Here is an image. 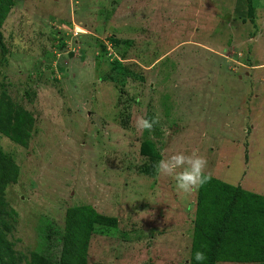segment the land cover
<instances>
[{
	"label": "rangeland",
	"instance_id": "374dc122",
	"mask_svg": "<svg viewBox=\"0 0 264 264\" xmlns=\"http://www.w3.org/2000/svg\"><path fill=\"white\" fill-rule=\"evenodd\" d=\"M0 31V94L33 119L25 147L0 133L19 264L80 205L117 220L88 264H189L197 190L154 167L175 152L264 196V0H14Z\"/></svg>",
	"mask_w": 264,
	"mask_h": 264
},
{
	"label": "trees",
	"instance_id": "16d2710c",
	"mask_svg": "<svg viewBox=\"0 0 264 264\" xmlns=\"http://www.w3.org/2000/svg\"><path fill=\"white\" fill-rule=\"evenodd\" d=\"M13 2L0 0V27ZM248 5L251 6V0H248ZM0 47L3 53L7 52L1 31ZM32 123L30 113L19 105L14 106L6 92L0 94L1 134L25 147ZM146 143L151 149L143 153L157 156L158 152ZM17 176L18 167L0 148V264H19L22 260L8 238L12 225L5 217L8 212L2 198L5 186ZM116 225V218L99 214L90 205L68 207L63 227L47 235L50 242L48 253L31 250L25 264H88L89 239L93 230ZM192 230L189 264H198L194 259L197 251L206 255V260L200 264H264V196L248 193L239 185L233 186L211 177L197 190Z\"/></svg>",
	"mask_w": 264,
	"mask_h": 264
},
{
	"label": "clouds",
	"instance_id": "9594fccd",
	"mask_svg": "<svg viewBox=\"0 0 264 264\" xmlns=\"http://www.w3.org/2000/svg\"><path fill=\"white\" fill-rule=\"evenodd\" d=\"M155 122V119L149 120L144 116H137L134 126L138 132H142L151 130ZM207 164V159L196 153L186 155L182 152H175L160 159L154 167L159 176L172 177L174 179L178 192L191 194L211 179L210 174L205 171ZM194 259L200 264V262L206 260V255L202 251H197Z\"/></svg>",
	"mask_w": 264,
	"mask_h": 264
}]
</instances>
